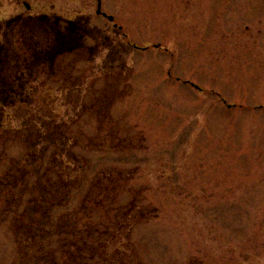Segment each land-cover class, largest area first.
<instances>
[{"label":"rangeland","instance_id":"rangeland-1","mask_svg":"<svg viewBox=\"0 0 264 264\" xmlns=\"http://www.w3.org/2000/svg\"><path fill=\"white\" fill-rule=\"evenodd\" d=\"M254 1L102 0L111 22L98 0H0V123L20 124L30 106L44 114L45 102L75 113L45 64L84 50L81 66L119 96L112 115L143 132L144 149L114 164L154 214L131 234L145 264H264V12ZM14 250L1 228L0 264Z\"/></svg>","mask_w":264,"mask_h":264},{"label":"trees","instance_id":"trees-1","mask_svg":"<svg viewBox=\"0 0 264 264\" xmlns=\"http://www.w3.org/2000/svg\"><path fill=\"white\" fill-rule=\"evenodd\" d=\"M88 59L73 51L44 67L75 113L45 102L44 114L24 107L20 124L0 123V229L15 243L3 264H145L131 234L154 214L114 164L142 151L145 137L112 115L119 96L81 66Z\"/></svg>","mask_w":264,"mask_h":264},{"label":"flooded vegetation","instance_id":"flooded-vegetation-1","mask_svg":"<svg viewBox=\"0 0 264 264\" xmlns=\"http://www.w3.org/2000/svg\"><path fill=\"white\" fill-rule=\"evenodd\" d=\"M255 2V1H254ZM26 3H28V2H26V1H24V5L26 6V8L28 9V10H32V6L30 5V7H27V5H26ZM249 6H250V8H251V6L252 7H256L257 9H256V13H258L259 11H261V13H263L264 12V0H259V2H255L254 4H252V5H250L249 4ZM48 14H46V13H44V16H47ZM101 16H103V15H101ZM104 17V16H103ZM116 24V23H115ZM116 27V26H115ZM116 28H118V27H116ZM119 30H122V29H119ZM260 31V30H259ZM259 33V32H258Z\"/></svg>","mask_w":264,"mask_h":264},{"label":"water","instance_id":"water-1","mask_svg":"<svg viewBox=\"0 0 264 264\" xmlns=\"http://www.w3.org/2000/svg\"><path fill=\"white\" fill-rule=\"evenodd\" d=\"M27 7H30L28 3H26ZM97 14H102L105 17H107L110 21H114L115 17L113 15H108L107 13L103 12L102 10V0H98V9H97ZM117 26V25H115ZM156 47H159V45H156ZM197 87V86H196Z\"/></svg>","mask_w":264,"mask_h":264}]
</instances>
